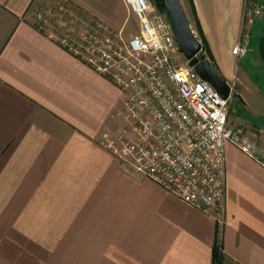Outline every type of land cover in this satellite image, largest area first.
I'll use <instances>...</instances> for the list:
<instances>
[{
    "label": "crops",
    "instance_id": "obj_1",
    "mask_svg": "<svg viewBox=\"0 0 264 264\" xmlns=\"http://www.w3.org/2000/svg\"><path fill=\"white\" fill-rule=\"evenodd\" d=\"M43 1L0 0V264H264V125L236 115L253 153L226 142L220 224L102 144L124 127V93L35 26ZM68 1L112 30L134 20L127 32L138 31L123 0ZM193 2L231 82L244 0ZM182 3L195 23L191 0ZM253 107L264 112V101Z\"/></svg>",
    "mask_w": 264,
    "mask_h": 264
},
{
    "label": "built area",
    "instance_id": "obj_2",
    "mask_svg": "<svg viewBox=\"0 0 264 264\" xmlns=\"http://www.w3.org/2000/svg\"><path fill=\"white\" fill-rule=\"evenodd\" d=\"M123 1L139 21L129 38L68 0L37 12L35 6L31 15L39 30L109 76L124 93V127L102 144L131 172L188 204L213 210L222 224L226 142L253 153L241 130L229 125L234 87L223 98L201 78L180 52L170 18L153 0ZM263 16V0H244L240 35L232 49L237 61L248 53L253 25Z\"/></svg>",
    "mask_w": 264,
    "mask_h": 264
},
{
    "label": "rangeland",
    "instance_id": "obj_3",
    "mask_svg": "<svg viewBox=\"0 0 264 264\" xmlns=\"http://www.w3.org/2000/svg\"><path fill=\"white\" fill-rule=\"evenodd\" d=\"M57 1L59 0H44L39 5H37L34 11L35 12L39 11L43 5L52 6V4H55ZM187 11L189 13V16L191 17L193 29H195L194 19L188 6H187ZM61 28H67V27L63 25L61 26ZM134 29H136V25L134 20H131L129 21L127 30L125 29V32L123 31L124 36L126 38H129L131 34L134 32H127V31ZM263 33H264V16L257 20V23L252 29V38H251V45L249 51L243 58L237 61L239 67V70L237 72L238 74H236L233 80L229 82L234 87V99L229 114L230 116L229 125L237 130H241V129L245 130V126L243 124H245L246 122L247 124H249V122L250 124H253L254 122L256 125L259 126L264 125L263 110H257V108L253 107L255 103L257 104L262 100L264 101V61L259 52V41ZM244 90L247 98L251 101L249 110H246L244 108L245 102L240 96V93ZM231 115H233V118L231 117ZM236 115H240L241 117H243L244 115L243 119L241 120V123L243 124L236 122L237 120ZM258 134L259 135L257 138L260 141L262 140L264 141V137H263L264 134L263 133L262 134L258 133Z\"/></svg>",
    "mask_w": 264,
    "mask_h": 264
},
{
    "label": "water",
    "instance_id": "obj_4",
    "mask_svg": "<svg viewBox=\"0 0 264 264\" xmlns=\"http://www.w3.org/2000/svg\"><path fill=\"white\" fill-rule=\"evenodd\" d=\"M163 2L173 24L180 52L202 79L209 82L223 98H228L232 86L207 57L203 43L193 29L182 0H163Z\"/></svg>",
    "mask_w": 264,
    "mask_h": 264
},
{
    "label": "trees",
    "instance_id": "obj_5",
    "mask_svg": "<svg viewBox=\"0 0 264 264\" xmlns=\"http://www.w3.org/2000/svg\"><path fill=\"white\" fill-rule=\"evenodd\" d=\"M154 3L157 5V7L162 11L164 12L165 14L166 13V10H165V5H164V2L163 0H153ZM191 6H192V10L194 12V15H195V25H196V28H197V31L199 33V35L201 36V39L203 41V46H204V49H205V52H206V55L207 57L211 60V62L213 61V56L211 54V51L210 49L206 46V42H205V39L203 37V31H202V27H201V24L197 18V15H196V11H195V6H194V2L193 0H191ZM168 16V15H167ZM259 52H260V55L264 61V33L263 35L260 37V41H259ZM213 65L215 66L214 64V61L212 62Z\"/></svg>",
    "mask_w": 264,
    "mask_h": 264
}]
</instances>
